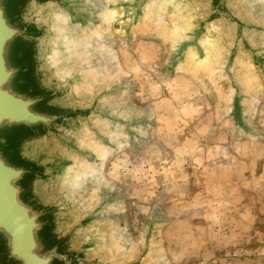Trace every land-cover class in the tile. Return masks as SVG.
Here are the masks:
<instances>
[{"label":"clouds","instance_id":"obj_1","mask_svg":"<svg viewBox=\"0 0 264 264\" xmlns=\"http://www.w3.org/2000/svg\"><path fill=\"white\" fill-rule=\"evenodd\" d=\"M20 20L62 113L21 155L75 264H264V0H25Z\"/></svg>","mask_w":264,"mask_h":264},{"label":"water","instance_id":"obj_2","mask_svg":"<svg viewBox=\"0 0 264 264\" xmlns=\"http://www.w3.org/2000/svg\"><path fill=\"white\" fill-rule=\"evenodd\" d=\"M25 0H0V264H75L68 238H58L53 209L32 193L36 163L21 155L24 140L37 137L57 117L50 93L34 73L39 33L20 20Z\"/></svg>","mask_w":264,"mask_h":264}]
</instances>
